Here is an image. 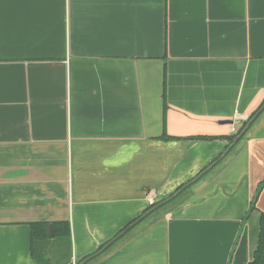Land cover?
<instances>
[{
  "label": "crops",
  "instance_id": "1",
  "mask_svg": "<svg viewBox=\"0 0 264 264\" xmlns=\"http://www.w3.org/2000/svg\"><path fill=\"white\" fill-rule=\"evenodd\" d=\"M263 104L264 0H0V264L91 255ZM263 181L264 109L86 264H248Z\"/></svg>",
  "mask_w": 264,
  "mask_h": 264
},
{
  "label": "trees",
  "instance_id": "2",
  "mask_svg": "<svg viewBox=\"0 0 264 264\" xmlns=\"http://www.w3.org/2000/svg\"><path fill=\"white\" fill-rule=\"evenodd\" d=\"M253 115V114H252ZM251 118V117H250ZM249 118V119H250ZM257 118V117H256ZM248 119V120H249ZM247 120V121H248ZM247 121H245V122H243L242 123V125H241V128L239 129V131L242 129V127L247 123ZM254 122V121H253ZM252 122V123H253ZM251 123V124H252ZM238 131V132H239ZM236 135H233L230 139H229V142L231 143L232 142V140H233V138L235 137ZM243 137V136H242ZM241 137V138H242ZM240 138V139H241ZM239 139V140H240ZM238 140V141H239ZM237 141V142H238ZM229 143V144H230ZM228 144V145H229ZM204 169V168H203ZM202 170V169H201ZM200 170V171H201ZM199 171V172H200ZM198 172V173H199ZM197 173V174H198ZM206 175V173L204 174V175H202L198 180H196L193 184H195L196 182H198L199 180H201L204 176ZM191 180V179H190ZM193 184H191L190 186H192ZM183 185V184H182ZM264 185V181L259 185V187H258V190H257V192H256V194H255V196H254V198L252 199V201H251V204H250V208H249V210L248 211H251V209H253V207H254V204H255V200H256V197H257V195H258V193L260 192V190H261V188H262V186ZM189 186V187H190ZM180 187V186H179ZM178 187V188H179ZM189 187H187V188H185L183 191H181L177 196H175L173 199H171L170 201H168V202H166L165 204H163V205H161V206H159L158 208H156V209H154L152 212H150L149 214H147L141 221H143L145 218H147L149 215H151V214H153V213H155L156 211H158V210H160L161 208H163L164 206H166V205H168V204H171V203H173V202H175V201H177L178 200V198L180 197V196H182L184 193H185V191L189 188ZM177 188V189H178ZM157 203V202H156ZM156 203H153V204H151L148 208H146L145 210H144V212L146 211V210H148L150 207H152L154 204H156ZM143 212V213H144ZM136 219V218H135ZM134 219V220H135ZM133 221V220H132ZM131 221V222H132ZM140 221V222H141ZM130 222V223H131ZM130 223H128L125 227H127ZM53 225H54V237H53V239H58V238H61V239H69V236H70V227H69V224L67 223V222H55V223H53ZM124 227V228H125ZM123 228V229H124ZM131 230V228L127 231V232H129ZM126 232V233H127ZM125 233V234H126ZM124 234V235H125ZM49 239H51L50 238V235H49V233L47 232V223H33V224H31V232H30V246H31V252H32V254L33 255H35V250H34V246H35V244L37 243V242H40V241H47V240H49ZM101 248V247H100ZM99 248V249H100ZM108 249V248H107ZM106 249V250H107ZM106 250H104L103 252H105ZM97 251V250H96ZM95 251V252H96ZM102 252V253H103ZM96 257V256H95ZM94 257V258H95ZM93 259V258H92ZM82 260V259H81ZM80 260V261H81ZM91 260V259H90ZM89 260V261H90ZM80 261H78L76 264H78ZM89 261H87V262H89ZM86 262V263H87ZM85 263V264H86ZM248 264H264V212H261V214H260V217H259V233H258V240H257V247H256V249H255V251H254V254H253V259L248 263Z\"/></svg>",
  "mask_w": 264,
  "mask_h": 264
},
{
  "label": "water",
  "instance_id": "3",
  "mask_svg": "<svg viewBox=\"0 0 264 264\" xmlns=\"http://www.w3.org/2000/svg\"><path fill=\"white\" fill-rule=\"evenodd\" d=\"M264 109V104L258 109V111L251 116V118L247 121V123L242 127V129L239 131V133L233 138L232 142L225 148V150L219 155V157L211 162L208 166H206L204 169H202L195 177H193L191 180L187 181L183 185H181L178 189H176L171 195L166 197L165 199L157 202L152 207H150L148 210H146L144 213H142L139 217H137L135 220H133L127 227L122 229L119 233H117L114 237H112L110 240H108L100 249H98L96 252L92 253L91 255L85 257L82 259L78 264H85L90 259L94 258L95 256L102 253L104 250H106L109 246H111L116 240L121 238L130 228L138 224L147 214L152 212L154 209L158 208L159 206L165 204L166 202L173 199L175 196H177L181 191H183L185 188L189 187L191 184H193L196 180H198L202 175L207 173L212 167H214L219 161H221L227 153L231 150V148L237 143V141L246 133L247 129L251 125V123L256 119L258 114ZM222 123H234L238 124V121H231V120H224ZM49 235L50 237H53V225H48Z\"/></svg>",
  "mask_w": 264,
  "mask_h": 264
},
{
  "label": "rangeland",
  "instance_id": "4",
  "mask_svg": "<svg viewBox=\"0 0 264 264\" xmlns=\"http://www.w3.org/2000/svg\"><path fill=\"white\" fill-rule=\"evenodd\" d=\"M240 128H241V127H240ZM189 189H191V187H190V188H188L186 191H189ZM186 191H185V192H186ZM180 197H181V196H180ZM178 199H179V198H178ZM177 201H178V200H177ZM175 202H176V201H175ZM175 202H173V203H175ZM173 203H171V204H168V205L164 206V207H163V208H161L160 210L156 211V212H155V214H151L149 218H151V219H152V218H153V217H154L156 214H158L159 212H161V211H163L164 209H166V208H168V207L172 206V204H173ZM48 245L50 246V245H52V244H51V243H49ZM53 246H54V245L50 246V248H51V247L53 248ZM50 264H51V263H50Z\"/></svg>",
  "mask_w": 264,
  "mask_h": 264
}]
</instances>
